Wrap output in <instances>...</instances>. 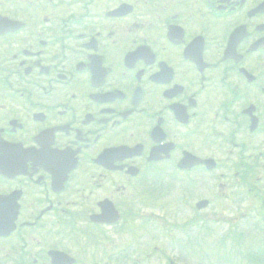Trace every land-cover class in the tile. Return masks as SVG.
<instances>
[{"label": "flooded vegetation", "instance_id": "1", "mask_svg": "<svg viewBox=\"0 0 264 264\" xmlns=\"http://www.w3.org/2000/svg\"><path fill=\"white\" fill-rule=\"evenodd\" d=\"M194 175L264 183V0H0V264H141L113 240Z\"/></svg>", "mask_w": 264, "mask_h": 264}, {"label": "rangeland", "instance_id": "2", "mask_svg": "<svg viewBox=\"0 0 264 264\" xmlns=\"http://www.w3.org/2000/svg\"><path fill=\"white\" fill-rule=\"evenodd\" d=\"M200 183L203 186H207L209 183L210 188L203 187L198 191L189 192L196 198L189 200L185 197V199H188L186 203H188L190 209H180L182 215L179 221L185 220V234L179 232L176 234L173 232L169 236L167 232L165 234H157L156 240H150V235H146V231H142V234H145V238L140 242L142 243L141 250L144 251L142 258H146L148 254L155 252L156 257L149 261L148 264H166V260H171L175 264H197L200 257L204 260L198 262V264H264V261H258L259 257L264 256V221L259 222L256 219V216H259V214H264V183L260 186L255 184L257 190L254 196L256 197L248 203L257 208V210L254 208L256 214L251 215L253 219L249 222H244L240 226L234 225L235 228L232 224L226 222V220L242 219V215L245 213L243 211L250 206L239 205L238 208L241 211L226 212L223 204L226 206L229 204L219 199L216 203L214 202V206L209 211L199 213L194 209L195 204L199 200L198 198L213 197L214 191L212 190V184L218 186L217 181L213 182L204 177ZM168 189L167 184H164L160 190L164 192ZM180 190L173 187L169 190L168 195L171 196L169 198V200H172L171 203H176L182 198V192ZM144 201L145 196L142 195V202ZM215 210H217L218 214L215 213ZM143 216L148 217L149 214H143ZM260 217H264V215ZM202 221L211 223H204L203 225L200 224ZM193 223H196V225H192ZM188 224L192 226H188ZM198 224L200 226H197ZM167 229L169 230L170 227ZM125 231L126 228L123 229L121 235ZM173 241L180 244L182 247L181 251L176 252L171 249L173 247L176 248V244ZM119 242L122 243V241ZM127 242L128 238H126ZM122 245L125 244L122 243ZM189 246L198 255L196 261L193 260L196 259L194 257L196 254L188 248ZM156 248H160V250L157 252ZM136 251L137 249L133 252ZM205 255L209 256L210 259H206ZM228 260L230 262H226Z\"/></svg>", "mask_w": 264, "mask_h": 264}]
</instances>
